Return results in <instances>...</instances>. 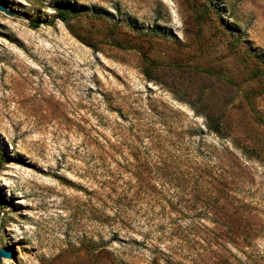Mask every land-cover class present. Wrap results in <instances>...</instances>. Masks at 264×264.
<instances>
[{"label": "rangeland", "instance_id": "rangeland-1", "mask_svg": "<svg viewBox=\"0 0 264 264\" xmlns=\"http://www.w3.org/2000/svg\"><path fill=\"white\" fill-rule=\"evenodd\" d=\"M18 1L39 21L0 14L7 248L264 264V0Z\"/></svg>", "mask_w": 264, "mask_h": 264}, {"label": "water", "instance_id": "water-1", "mask_svg": "<svg viewBox=\"0 0 264 264\" xmlns=\"http://www.w3.org/2000/svg\"><path fill=\"white\" fill-rule=\"evenodd\" d=\"M11 13L22 20L33 23L39 21L20 1L18 0H0V14ZM1 33L14 44L21 45V36L13 38L15 32L0 22ZM23 250L35 258L39 253L24 240L13 233L10 244L6 246L5 222L0 212V264H26Z\"/></svg>", "mask_w": 264, "mask_h": 264}, {"label": "trees", "instance_id": "trees-1", "mask_svg": "<svg viewBox=\"0 0 264 264\" xmlns=\"http://www.w3.org/2000/svg\"><path fill=\"white\" fill-rule=\"evenodd\" d=\"M79 13L69 7H59V16L62 20L67 21L71 16L78 15ZM34 27L38 26V23H33Z\"/></svg>", "mask_w": 264, "mask_h": 264}]
</instances>
